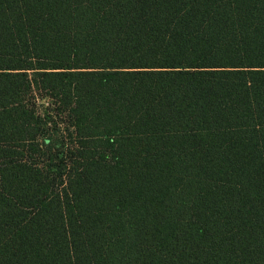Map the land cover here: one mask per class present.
<instances>
[{"label":"trees","instance_id":"16d2710c","mask_svg":"<svg viewBox=\"0 0 264 264\" xmlns=\"http://www.w3.org/2000/svg\"><path fill=\"white\" fill-rule=\"evenodd\" d=\"M0 264H264V0H0Z\"/></svg>","mask_w":264,"mask_h":264}]
</instances>
